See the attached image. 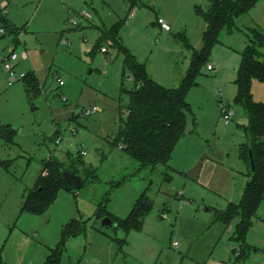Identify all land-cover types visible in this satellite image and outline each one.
I'll return each mask as SVG.
<instances>
[{"label": "rangeland", "instance_id": "rangeland-1", "mask_svg": "<svg viewBox=\"0 0 264 264\" xmlns=\"http://www.w3.org/2000/svg\"><path fill=\"white\" fill-rule=\"evenodd\" d=\"M3 1L7 2L6 14L0 10L3 261L41 264L45 252L59 241L63 225L77 219L82 232L65 242L60 264H264V199L242 241L236 238V219L227 225L216 219L218 211L238 202L247 177L236 156L247 120L235 105V79L241 52L251 37L246 28L264 33V0L237 19L230 33L226 29L219 33L207 64L199 68L186 93L184 136L175 145L170 169L161 165L141 169L117 144L134 82L129 74L123 78V52L100 37L119 24L120 44L144 65L147 75L163 87L177 88L193 53L202 49L206 26L195 8H205L207 0ZM131 7L132 20L127 19ZM83 12L89 14L88 20L81 17ZM158 19L169 26L168 32L159 29ZM13 53L18 56L12 63L17 80L9 84L3 65ZM208 62L213 71L207 70ZM251 94L254 102L264 103V83L252 80ZM219 102L234 111L229 124L222 120ZM92 109L98 111L85 116ZM5 127L15 132L13 143L2 135ZM220 151L226 154L224 164L217 160ZM205 153L214 160L194 168L191 173L200 172V178L184 177L182 172L190 171ZM49 159L76 173L82 187L74 193L61 191L43 215L21 214L25 190L33 187ZM141 196L151 204L141 230L126 232L101 224L107 216L125 219Z\"/></svg>", "mask_w": 264, "mask_h": 264}, {"label": "trees", "instance_id": "trees-1", "mask_svg": "<svg viewBox=\"0 0 264 264\" xmlns=\"http://www.w3.org/2000/svg\"><path fill=\"white\" fill-rule=\"evenodd\" d=\"M259 1L207 0L205 8H195L196 16L206 26L202 35L203 46L199 53H193L186 75L177 88L163 87L147 75L144 65L120 44L119 24L102 31L100 38L110 40L123 52V78L129 74L134 82L133 89L128 92L129 105L117 144L141 169H153L158 165L170 169L169 163L175 145L184 136L185 115L189 110L186 101L188 88L195 83L199 68L207 64L209 51L218 42L219 33L223 29L230 33L236 28V20L249 13ZM246 29L250 31L251 37L241 52V62L235 79V105L243 110L247 120V126L243 128L245 142L238 148V158L247 169L248 181L239 201L229 203L225 210L216 213V219L225 225L232 219L237 220L235 234L240 241L246 236L251 219L264 199V103L254 102L251 94L252 80L264 83V33L256 28ZM180 39L184 48H188L185 38ZM1 133L9 143H13L15 132L12 129L5 127ZM249 152L252 155V164ZM63 172L66 171L57 160L45 161L35 185L25 190L20 213L43 215L55 202L60 191H74V187L64 180ZM150 209L151 204L141 196L125 219L109 218L116 223V227H121L126 232L139 231ZM81 232L82 222L77 219L70 220L63 227L57 245L48 249L49 254L43 264H60L65 242ZM0 264H5L2 259V246Z\"/></svg>", "mask_w": 264, "mask_h": 264}, {"label": "built area", "instance_id": "built-area-1", "mask_svg": "<svg viewBox=\"0 0 264 264\" xmlns=\"http://www.w3.org/2000/svg\"><path fill=\"white\" fill-rule=\"evenodd\" d=\"M6 7H7V2L6 1H3L0 3V10H1V13L3 15L6 14ZM83 17H87V14H83L82 15ZM133 17V13H130V18ZM69 22L73 25L76 24V20L74 17H70L69 18ZM157 24L158 26L160 27V29L164 32H168L170 30L169 26L163 22L161 19H158L157 20ZM6 33L5 29H2V35H4ZM109 45H112V42L109 40L107 42ZM101 53L105 54L106 53V50L104 48H101L100 50ZM22 58L25 59L26 58V54L25 53H22ZM18 59V56L16 54H11L9 57H7L6 59H4V69L5 71H7L9 74H10V78H9V84H12L13 82H15L17 80L16 76L14 75L13 73V68L14 66H12V63L13 62H16ZM207 70L209 71H213V68L211 65H207ZM24 75L20 76L19 78H23ZM59 85H62V82L59 81ZM220 109H221V117H222V120L224 121L225 124H229L233 117H234V111L231 107L230 104H224V103H220ZM98 110L96 109H92V110H87L85 112V116H90L91 114H94L95 112H97ZM176 246V244H175Z\"/></svg>", "mask_w": 264, "mask_h": 264}, {"label": "crops", "instance_id": "crops-1", "mask_svg": "<svg viewBox=\"0 0 264 264\" xmlns=\"http://www.w3.org/2000/svg\"><path fill=\"white\" fill-rule=\"evenodd\" d=\"M260 2H263V1H260ZM253 9V8H252ZM251 11V10H250ZM249 11V12H250ZM130 13H133V17H134V12L132 11V10H130L129 9V12H128V14H127V19H133V17L132 18H130ZM83 14H87L86 12H83L82 13V15ZM81 15V17L82 18H84L85 20H88L89 18H90V16H89V14H87V17H83ZM264 17V16H263ZM255 23V22H254ZM76 25V24H75ZM158 25V24H157ZM159 29H160V27H159ZM161 30V29H160ZM162 31V30H161ZM163 32V31H162ZM109 40H107L106 42H108ZM264 50V46H263V48H262V51ZM106 54V53H105ZM262 54H263V56H264V53L262 52ZM208 65H211L209 62H208ZM212 66V65H211ZM212 68H213V66H212ZM214 70V69H213ZM244 142H245V137H244ZM243 142V143H244ZM213 143V142H212ZM239 148V147H238ZM238 148H237V151H236V156H237V158H238ZM220 153H222V154H220L219 156V158L217 159V160H220V161H222V163L224 164L225 162H226V154L224 153V151H220ZM214 160V157L213 156H210V155H206V153H205V155H202V156H200L197 160H196V162H195V164L194 165H192V167H191V169H190V171L187 169V171H186V173L185 172H182V174L184 175V177H188V175H190L192 178H197V179H199L200 178V172H194L195 174H193V173H191L193 170H194V168L195 167H198L199 166V168L201 167V165H203V163H204V161H206V160ZM216 159V158H215ZM238 160H239V158H238ZM240 161V160H239ZM241 162V161H240ZM242 163V162H241ZM242 165H243V167H244V170H245V174H246V176H247V169H246V167H245V165L242 163ZM199 171V170H198ZM246 179H245V184H244V187H243V190H244V188H245V185H246V183H247V181H248V176L247 177H245ZM38 179V178H37ZM187 179H189V178H187ZM37 181V180H36ZM36 181H35V183H36ZM35 183H34V185H35ZM33 185V186H34ZM31 189V188H30ZM28 190V189H27ZM75 190V189H74ZM243 190H242V192H241V195H242V193H243ZM62 191H65V190H62ZM61 192V191H60ZM60 192L58 193V195L60 194ZM72 193H74V191H71ZM58 195H57V198H58ZM241 195H240V197H241ZM56 198V199H57ZM240 199V198H239ZM239 201V200H238ZM118 219V218H117ZM70 220H72V219H70ZM70 220H68L64 225H63V227L70 221ZM63 227H62V229H63ZM62 229H61V231H62ZM60 240V239H59ZM59 242V241H58ZM57 242V243H58ZM57 243L55 244V246L57 245ZM55 246H53V247H55ZM48 254H49V251H47V252H45V254H44V256H43V260H42V262H41V264H43L44 263V261H45V259L47 258V256H48ZM4 263L6 264V262L4 261Z\"/></svg>", "mask_w": 264, "mask_h": 264}, {"label": "water", "instance_id": "water-1", "mask_svg": "<svg viewBox=\"0 0 264 264\" xmlns=\"http://www.w3.org/2000/svg\"><path fill=\"white\" fill-rule=\"evenodd\" d=\"M35 109L32 108V111H34ZM121 129H122V126L119 127L118 129V135H120L121 133ZM249 157H250V163L252 164V155L251 153L249 152ZM63 178L64 180L71 186L74 187L75 190H79L81 187H82V180L80 177L76 176V175H72L70 173H67V172H63ZM101 224L103 226H106V227H116V223H114L109 217H105Z\"/></svg>", "mask_w": 264, "mask_h": 264}]
</instances>
